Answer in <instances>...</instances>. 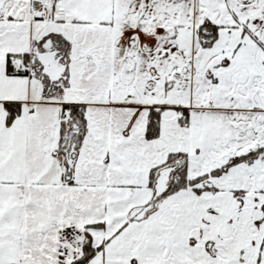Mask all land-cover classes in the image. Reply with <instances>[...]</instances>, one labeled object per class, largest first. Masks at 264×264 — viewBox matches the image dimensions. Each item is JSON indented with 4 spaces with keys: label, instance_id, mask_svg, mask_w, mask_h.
Here are the masks:
<instances>
[{
    "label": "crops",
    "instance_id": "crops-1",
    "mask_svg": "<svg viewBox=\"0 0 264 264\" xmlns=\"http://www.w3.org/2000/svg\"><path fill=\"white\" fill-rule=\"evenodd\" d=\"M263 4L0 0V264H71L86 241L87 264H264V158L210 176L264 147ZM204 23L217 27L209 47ZM45 36L66 44V85L47 98L21 61L6 71ZM5 103L19 105L10 125ZM65 105L85 109L73 159ZM171 154L207 188L154 200Z\"/></svg>",
    "mask_w": 264,
    "mask_h": 264
},
{
    "label": "trees",
    "instance_id": "trees-1",
    "mask_svg": "<svg viewBox=\"0 0 264 264\" xmlns=\"http://www.w3.org/2000/svg\"><path fill=\"white\" fill-rule=\"evenodd\" d=\"M262 13L264 14V4L262 8ZM208 31V34H203V31ZM217 27L209 24L204 23L201 28H199L198 32L199 34L205 39L203 45L205 47H209L216 36ZM55 38V39H54ZM61 40V41H60ZM63 40L60 37H52V36H45L40 41L34 42L36 43H44L46 47L50 48L51 50H56L58 54L61 56L63 55V50H61ZM35 52L32 54V58L34 57ZM19 59L22 61L23 65H26L27 60L29 59L28 54H22V55H8L6 60V71L9 75H19L22 74L21 72L16 71L15 66L13 65V60ZM41 78L44 79V75L41 74ZM63 81L64 85H66V80H60ZM59 82V81H58ZM50 84L49 81H44L46 83L45 87H43V98L52 97L54 95H58L60 91H56L55 88L57 87V83ZM62 87V88H63ZM4 108L6 110V125H10L13 119L19 114V105L14 103H5ZM63 114L67 115V119H64V121L61 124V130H60V142H64L65 145L70 150L72 147H74V151L70 155V159H73V157L76 154L77 150V144L81 137V132L83 131L84 127V107L80 105H65L62 107ZM159 116L160 112L152 110L148 116V122L147 127L145 130V137L147 139H153L158 135V129H159ZM76 125L78 133L70 136V133L72 131V127ZM69 153V152H68ZM256 157H262L264 158V147L263 148H254L252 150H249L247 153L235 156L231 158L223 167L220 169L212 172L210 174L211 177H217L220 176L222 173H224L229 167L236 165L243 161H252ZM166 167L172 168L171 172V179H169L167 184V189L162 194V196L169 195L172 193H175L179 190L185 189L189 185H194L202 180H205V177L198 178L194 181H188L186 178V160L184 155L182 154H171L166 163L160 167V170ZM155 171L154 170L151 174L152 183L154 181L155 177ZM91 248L89 246L88 241L84 242L83 244V255L78 260L72 262L71 264H87L89 254L91 253Z\"/></svg>",
    "mask_w": 264,
    "mask_h": 264
},
{
    "label": "water",
    "instance_id": "water-1",
    "mask_svg": "<svg viewBox=\"0 0 264 264\" xmlns=\"http://www.w3.org/2000/svg\"><path fill=\"white\" fill-rule=\"evenodd\" d=\"M36 61L41 66V73L47 78L50 84L56 83L60 80H65L64 75L65 66L61 63L60 58L57 56L56 50L49 51H35L33 62ZM78 133L77 127L74 125L70 136ZM74 151V147L70 149L69 153ZM70 162V161H69ZM172 168L166 167L159 170L153 185L154 200L161 196L167 189V184L170 179ZM149 207L134 210L131 217L140 219L144 216Z\"/></svg>",
    "mask_w": 264,
    "mask_h": 264
},
{
    "label": "rangeland",
    "instance_id": "rangeland-1",
    "mask_svg": "<svg viewBox=\"0 0 264 264\" xmlns=\"http://www.w3.org/2000/svg\"><path fill=\"white\" fill-rule=\"evenodd\" d=\"M52 37H55V36H52ZM61 43H62L61 50H63V49H65L66 44L64 42H61ZM46 50L49 51L51 49L48 48V47H46L44 43H36V44H33L30 57L27 60L26 65H24L27 68V72L28 71L31 72V74H33L36 77H39L42 80L43 87L46 86L45 85L46 83H44V81H48V80H47V78L45 76H44V79L41 78V74H42L41 73V66L36 61L33 62L32 54L35 51H46ZM20 61L21 60H19V59L13 60V65H15V64H21L22 61L21 62ZM17 62H20V63H17ZM63 85H64L63 81H59L57 83V87H53V89L55 88L56 91H61ZM67 115H68V113H66V117H67ZM171 178L172 177L170 176V179ZM199 185H200V188H202V189L207 188V186L204 185V180L200 181L199 182Z\"/></svg>",
    "mask_w": 264,
    "mask_h": 264
},
{
    "label": "flooded vegetation",
    "instance_id": "flooded-vegetation-1",
    "mask_svg": "<svg viewBox=\"0 0 264 264\" xmlns=\"http://www.w3.org/2000/svg\"><path fill=\"white\" fill-rule=\"evenodd\" d=\"M67 149H68V147H67Z\"/></svg>",
    "mask_w": 264,
    "mask_h": 264
}]
</instances>
